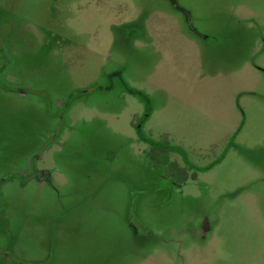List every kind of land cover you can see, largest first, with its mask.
<instances>
[{
	"label": "rangeland",
	"instance_id": "rangeland-1",
	"mask_svg": "<svg viewBox=\"0 0 264 264\" xmlns=\"http://www.w3.org/2000/svg\"><path fill=\"white\" fill-rule=\"evenodd\" d=\"M0 264H264V0H0Z\"/></svg>",
	"mask_w": 264,
	"mask_h": 264
},
{
	"label": "crops",
	"instance_id": "crops-1",
	"mask_svg": "<svg viewBox=\"0 0 264 264\" xmlns=\"http://www.w3.org/2000/svg\"><path fill=\"white\" fill-rule=\"evenodd\" d=\"M210 229H211V227H208V226H207V229H205V231H209ZM146 236H147V234L145 233V237H146ZM143 237H144V236H143ZM145 237H144V238H145Z\"/></svg>",
	"mask_w": 264,
	"mask_h": 264
}]
</instances>
